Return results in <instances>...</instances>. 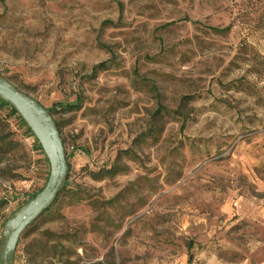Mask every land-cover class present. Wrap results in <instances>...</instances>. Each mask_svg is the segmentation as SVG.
Masks as SVG:
<instances>
[{"label":"rangeland","instance_id":"obj_1","mask_svg":"<svg viewBox=\"0 0 264 264\" xmlns=\"http://www.w3.org/2000/svg\"><path fill=\"white\" fill-rule=\"evenodd\" d=\"M0 73L71 166L19 260L264 264V0H0ZM49 175L0 104V240Z\"/></svg>","mask_w":264,"mask_h":264},{"label":"water","instance_id":"obj_2","mask_svg":"<svg viewBox=\"0 0 264 264\" xmlns=\"http://www.w3.org/2000/svg\"><path fill=\"white\" fill-rule=\"evenodd\" d=\"M0 100L21 117L41 145L50 164L45 188L5 223L0 240V264H15L22 236L58 201L66 190L71 166L60 127L43 104L0 73Z\"/></svg>","mask_w":264,"mask_h":264},{"label":"trees","instance_id":"obj_3","mask_svg":"<svg viewBox=\"0 0 264 264\" xmlns=\"http://www.w3.org/2000/svg\"><path fill=\"white\" fill-rule=\"evenodd\" d=\"M215 32H221L220 30H217V29H213ZM0 104H2V105H6V106H8L7 104H5L4 102H2L1 100H0ZM9 108H10V110H11V112L14 114V115H16V116H18V114H17V112L15 111V110H13L10 106H8ZM50 112H51V114H52V109H48ZM19 118H20V120H22L21 119V117L19 116ZM23 121V120H22ZM24 122V121H23ZM25 124V123H24ZM25 126H27L26 124H25ZM58 126H59V124H58ZM30 131V130H29ZM31 132V131H30ZM32 133V132H31ZM34 136V135H33ZM35 137V136H34ZM38 145L40 146V148H41V150L43 151V149H42V147H41V145L39 144V142H38ZM44 152V151H43ZM45 154V153H44ZM68 186V185H67ZM42 191H40L39 193H41ZM38 193V194H39ZM37 194V195H38ZM36 195V196H37ZM36 196H33L32 198H31V200L34 198V197H36Z\"/></svg>","mask_w":264,"mask_h":264},{"label":"built area","instance_id":"obj_4","mask_svg":"<svg viewBox=\"0 0 264 264\" xmlns=\"http://www.w3.org/2000/svg\"><path fill=\"white\" fill-rule=\"evenodd\" d=\"M15 264H29V263L24 258H22L21 260H19V258L17 257V253H16Z\"/></svg>","mask_w":264,"mask_h":264}]
</instances>
